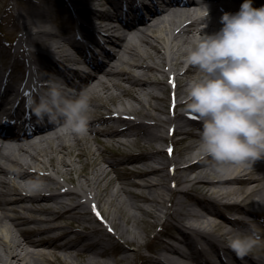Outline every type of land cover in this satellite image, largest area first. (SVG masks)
<instances>
[{
	"label": "bare ground",
	"instance_id": "1",
	"mask_svg": "<svg viewBox=\"0 0 264 264\" xmlns=\"http://www.w3.org/2000/svg\"><path fill=\"white\" fill-rule=\"evenodd\" d=\"M44 1L47 9L73 12L80 34L73 15L64 26V19L38 8L22 12L26 31L18 37V60L12 63L22 73L6 77L3 70L11 64L0 62V105L10 94L26 103L28 98L38 101L37 91L44 93L50 80L57 81L70 98L82 92L89 96V131L79 136L60 122L28 135L0 137V264H43L41 257L48 264H109V255L111 264H134L130 257H138L139 264H264V231H257L249 217L261 218L264 210V158L217 165L203 155L211 170L197 171L182 158L187 148L202 151L201 133L185 127L190 120L178 111L185 106L188 82L201 75L191 65L183 69L192 40L218 32L224 13L235 14L244 0L161 5L158 0L148 16L132 20L125 19L121 0ZM127 1L138 8L134 0ZM93 43L109 45L107 59H92L85 46ZM89 62L95 63L93 74H85L83 65ZM111 103L124 113L110 112ZM166 123L172 124L171 134H182L180 142H190L178 156L165 155L160 144L168 140L174 148L179 143L160 132ZM112 142L135 149L117 158L109 155ZM168 164L174 168L166 169ZM30 181L42 182L39 193L26 194ZM145 216L164 219L161 234L168 239L141 240L137 228ZM23 222L33 228L20 227ZM250 230L257 232V247L240 258L227 242ZM67 256L75 261L67 262Z\"/></svg>",
	"mask_w": 264,
	"mask_h": 264
},
{
	"label": "clouds",
	"instance_id": "2",
	"mask_svg": "<svg viewBox=\"0 0 264 264\" xmlns=\"http://www.w3.org/2000/svg\"><path fill=\"white\" fill-rule=\"evenodd\" d=\"M223 27L192 40L186 63L197 68L199 79L189 81L182 102L185 111L202 123L200 147L217 165L264 158V7L244 0L235 14L224 13ZM89 96L70 98L63 86L50 81L47 91L32 102L38 121L63 123L79 136L89 131ZM217 170H220L217 168ZM30 181L26 194L41 191ZM228 246L243 258L256 245L253 234L239 233Z\"/></svg>",
	"mask_w": 264,
	"mask_h": 264
},
{
	"label": "rangeland",
	"instance_id": "3",
	"mask_svg": "<svg viewBox=\"0 0 264 264\" xmlns=\"http://www.w3.org/2000/svg\"><path fill=\"white\" fill-rule=\"evenodd\" d=\"M36 4L38 7H36ZM41 4H45L44 0H0V62L3 60L2 58V54L6 53V51L10 50L12 54H8L6 57H4L5 61H8L9 63H13L15 60H18V57L15 56L16 51L18 50L17 48V40L19 35L21 36V34L26 31L21 23V18H20V14L22 12H25L28 9H32V8H38V10L44 12L45 14H49L52 15L54 17H59L61 19H64V23L63 25L65 26V24H68L66 22V17L67 16H72V14H68V12H65L64 10H54V9H47L45 7H43V5ZM96 6L98 8H102V6L98 5L97 3H91V6ZM27 12V11H26ZM112 12V11H110ZM66 18V19H65ZM53 28L56 30H60L63 28V25L60 26H56L54 24ZM35 48H37L38 50H43L42 46H35ZM15 57V58H14ZM11 63V64H12ZM19 72L16 71H12L11 74L13 76L17 75ZM184 96V95H183ZM131 100V99H130ZM133 104H136L137 102L135 100H131ZM109 106L111 107V104H109ZM169 114L172 113V107L171 104H169ZM152 114H158L161 116H164V113L157 111V110H152L150 109ZM178 111L180 112H184L185 111V106L184 107H179ZM186 119V115L184 117ZM182 122H184L183 120H181ZM169 123V122H168ZM168 123L165 124L164 129L160 130V132L168 135L170 137V140H178L179 143L171 150V153H169V148H168V144L170 141H162L160 144L163 145L164 147H166L164 154L165 155H169V154H173L174 156H178L179 151L183 148H187V146L189 145V143L187 142L182 143L180 142L181 138L183 137L182 134H177L175 133L174 135H171V129H172V124L169 125ZM198 125L195 124H186L185 127H187L188 129H192V130H197V132H200V129H197L195 127H197ZM140 140V142H143V139L140 138V136L138 137ZM94 145V144H93ZM111 149H112V153L109 154L111 156L114 157H121L123 151L126 150H134L135 147L134 146H128V145H123V144H119L117 142H112L111 143ZM186 151V155L185 157L182 158V161L184 163H188L191 164V162L196 161L198 158L202 157L204 154L202 151H197V150H188L185 149ZM184 151V152H185ZM209 162H205V164L203 163V165H197V166H193L194 169H196L197 171H209L211 170V167L209 166ZM204 166V167H203ZM174 168V165H167L166 169L168 170H172ZM114 177H116L118 174L114 173L113 174ZM171 183H173V181H171ZM129 188L133 191H137L139 190V188H137L136 186L133 185H129ZM192 193L196 196H203V194L201 192L198 191H192ZM193 202V201H192ZM195 205V204H194ZM225 211L229 212L226 208L224 209ZM145 220L142 222V224L137 228L138 231V235L139 238L141 240H143V237H151L153 235H159L162 236L164 238H167L165 235L161 234V231L166 227V224L163 222L164 219L162 218H157L155 219L152 216H145ZM250 221H251V225L261 231H264V210L261 212V218H256L255 214H251L250 216ZM118 220H122V218H119ZM173 220V219H172ZM170 220V222L172 221ZM22 228H33V224H27V223H21L19 225ZM251 233L253 234V231L250 230ZM19 233V232H18ZM255 238H257L258 236L256 235V233L254 232ZM71 236L75 237L74 233H71ZM168 239V238H167ZM254 247H257L256 245ZM109 252L111 253V250H109ZM144 252L147 253V255L152 256V253L149 252L147 249H144ZM110 257L111 255H109L107 257L108 263L111 264L110 262ZM65 260L69 263H73L75 261V259L73 258V256H67L64 257ZM130 260L134 261V264H139L140 259L138 257H130ZM41 262H43V264H48L47 260H45L43 257H41Z\"/></svg>",
	"mask_w": 264,
	"mask_h": 264
},
{
	"label": "snow or ice",
	"instance_id": "4",
	"mask_svg": "<svg viewBox=\"0 0 264 264\" xmlns=\"http://www.w3.org/2000/svg\"><path fill=\"white\" fill-rule=\"evenodd\" d=\"M169 153H171V149H169ZM93 207H95V206H93ZM97 215H99V213H97Z\"/></svg>",
	"mask_w": 264,
	"mask_h": 264
}]
</instances>
